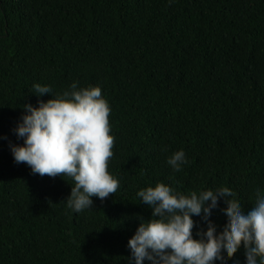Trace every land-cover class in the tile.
Masks as SVG:
<instances>
[{
	"label": "trees",
	"instance_id": "trees-1",
	"mask_svg": "<svg viewBox=\"0 0 264 264\" xmlns=\"http://www.w3.org/2000/svg\"><path fill=\"white\" fill-rule=\"evenodd\" d=\"M73 81L99 85L111 107L120 183L80 213L65 200L71 178L33 174L8 146L23 143L20 106L51 98L33 84ZM180 149L187 163L173 171ZM157 182L226 189L245 211L264 192V0H0V264H128L151 215L136 193ZM244 259L241 248L228 264Z\"/></svg>",
	"mask_w": 264,
	"mask_h": 264
},
{
	"label": "clouds",
	"instance_id": "clouds-1",
	"mask_svg": "<svg viewBox=\"0 0 264 264\" xmlns=\"http://www.w3.org/2000/svg\"><path fill=\"white\" fill-rule=\"evenodd\" d=\"M32 87L38 97L49 93L51 98L38 99L36 106H20L24 111L12 132L23 143L9 141L13 161L25 163L33 174L71 178L67 207L76 213L91 209L93 196L103 201L120 187L118 178L108 171L114 145L111 107L99 85L78 87V81H73L56 93L48 84ZM166 163L180 171L187 163L184 150L172 153ZM136 195L151 215L139 218L127 241L128 264H228L241 248L243 264H264V192L259 188L247 211L226 189L183 192L157 182L140 188ZM221 205L227 223L218 235L212 220L220 214ZM193 216L203 225L195 237ZM233 264L240 262L233 260Z\"/></svg>",
	"mask_w": 264,
	"mask_h": 264
}]
</instances>
